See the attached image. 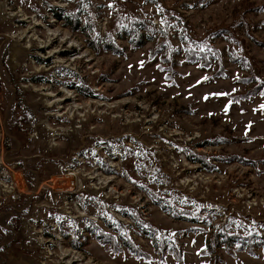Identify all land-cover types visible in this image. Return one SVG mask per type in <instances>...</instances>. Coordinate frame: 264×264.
<instances>
[{
	"label": "rangeland",
	"instance_id": "374dc122",
	"mask_svg": "<svg viewBox=\"0 0 264 264\" xmlns=\"http://www.w3.org/2000/svg\"><path fill=\"white\" fill-rule=\"evenodd\" d=\"M257 7L0 0V264H264Z\"/></svg>",
	"mask_w": 264,
	"mask_h": 264
},
{
	"label": "trees",
	"instance_id": "16d2710c",
	"mask_svg": "<svg viewBox=\"0 0 264 264\" xmlns=\"http://www.w3.org/2000/svg\"><path fill=\"white\" fill-rule=\"evenodd\" d=\"M256 9H257V12H263L264 10V8H261V7H257ZM255 91L258 93H264V82H261V83L259 82V87L256 88ZM211 143L212 141H210V144ZM196 161H199V160H196ZM243 161H245L246 163H250L247 160H243ZM166 235L167 234L165 232H162L160 238H165ZM98 237L101 238L103 243H106L105 238H102L103 236L99 235ZM218 239L220 240V243H222L225 246V249L229 251V254L231 255H236L237 251H244V250H247L248 252L254 254L255 253L254 246L263 245L264 247V243L262 242L263 238L261 236L255 235L254 233H248L246 235H243L238 232L236 233L229 232L228 228H227V231H224L223 233H219L217 235V238H216L217 243H219Z\"/></svg>",
	"mask_w": 264,
	"mask_h": 264
}]
</instances>
